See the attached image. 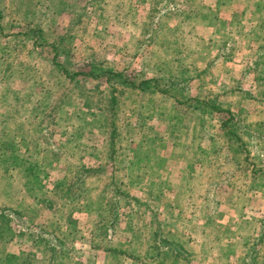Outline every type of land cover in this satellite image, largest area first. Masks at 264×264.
<instances>
[{"label": "rangeland", "instance_id": "374dc122", "mask_svg": "<svg viewBox=\"0 0 264 264\" xmlns=\"http://www.w3.org/2000/svg\"><path fill=\"white\" fill-rule=\"evenodd\" d=\"M228 1L219 10L213 0H0V149L9 152L0 151V214L10 220L0 223V264H47L31 246L38 234L65 252L64 264H157L145 257L153 227L181 246L175 264H264V0ZM154 3L161 12L150 11ZM28 10L39 25L24 20ZM166 11L154 34L151 21ZM60 38L68 42L56 62L68 70L105 63L148 83L141 91L114 85V100L104 78L76 87L41 47ZM180 68L190 97L222 109L201 107L202 131L200 113L150 92L152 79L162 86ZM228 112L242 120L227 128L250 147L248 159L220 128ZM34 176L31 197L25 185ZM79 176L67 192L82 198L60 207L57 185ZM118 186L143 205L118 206L105 237L96 227L109 213L85 197L108 198ZM61 208H70L69 223Z\"/></svg>", "mask_w": 264, "mask_h": 264}, {"label": "trees", "instance_id": "16d2710c", "mask_svg": "<svg viewBox=\"0 0 264 264\" xmlns=\"http://www.w3.org/2000/svg\"><path fill=\"white\" fill-rule=\"evenodd\" d=\"M160 1H158L159 3ZM163 2H165V6L167 7L169 0H163ZM39 5V3H38ZM37 6V5H36ZM88 9L86 8V11ZM150 11L152 12H156L159 13L161 11H159V7L157 6L156 3H154V7L150 8ZM77 12V11H76ZM167 13V11L165 13H162L160 15H157L158 20L156 21V23H152L151 21V30H153L152 32L157 33L158 29H155V26L161 28L162 25L160 23L161 19L165 16V14ZM155 14V15H156ZM24 20L27 22L32 21L33 19H36V23L37 25L40 24V20L37 18L36 14L34 12L31 11H27L24 13ZM43 16V15H41ZM156 17V16H155ZM3 18V12L0 11V19ZM1 25H0V30H1ZM154 28V29H153ZM3 30V29H2ZM1 34V31H0ZM31 34L32 36H37V32L35 31V29H31ZM25 36H28V33L25 34ZM68 42V39L65 38ZM64 38H60L58 40L53 41L50 44H42L41 47H49V49L51 50L52 53V66L54 67V69L58 72L61 73L65 79H67L68 81L74 83V85L76 87H80L79 83L83 80V79H91L92 80H99V79H106V82L108 83V85H110L111 87V93H112V100H114L113 94L115 93V88L114 85H120L122 88L124 89H131V90H140L144 88V85H146L148 82L143 81L141 83H138L137 85H135V83H132L131 80H128L127 78L124 77V75L122 73H117L112 71V69L109 68H105L103 67V64L105 63H101V64H97L95 65V67L93 65H90V70L89 71H75L72 72L71 70H68L65 67V64H60L58 62H56V59L58 58V55L61 54V52L65 53V40ZM33 44H35L33 42ZM69 44V43H68ZM66 58L68 57L67 55L65 56ZM66 62V61H65ZM175 62H177V59H173V61L171 62L172 64H175ZM182 69L181 71H179L180 76L178 77H173V75L171 74L168 79L166 80L165 84L160 86L159 83L157 82V80L152 79L151 81L153 82V88L150 92H152V94H158V95H162V96H166L171 98V100H175L177 105H182V106H186L189 110L193 111V112H198L199 114V126H200V131H202V129L204 128L203 126L205 125V116L202 113V109L201 107L203 106H207L209 107L213 112L215 113H221L222 109L219 108V105H217L215 107L214 102L212 101L211 103H206L205 101H202L201 99L198 98H193L190 97L187 93V83L189 82L187 79L183 78L184 73L186 72V69L180 68ZM176 70V69H175ZM177 71V70H176ZM187 80V81H186ZM150 81V80H149ZM2 82L0 81V86H1ZM170 90L174 91L177 93L176 94H170ZM226 117L224 121H222L220 128L222 131H224L226 133V136H229L230 138H232L230 140V142L228 143L229 148H233L234 152L237 153H245L247 154V159L248 156L250 154V147L242 142L240 140V138L236 135L231 134L232 132L228 130L227 128V124L229 123H236V119L238 122H240L241 124V119L238 118L237 114L234 115L232 112H228L226 113ZM236 118V119H235ZM117 131V129H114L112 133H115ZM114 137V136H113ZM113 137H110V141H109V146L112 150V152L108 155L109 159L113 160V157L115 156V150H114V143H113ZM200 138V137H199ZM1 151V155L2 157L6 156L7 153H9L7 150H2ZM246 159V161H247ZM18 160V158L16 156L10 155V157L8 158V162L14 167L16 161ZM251 165V164H250ZM252 166V165H251ZM30 168H35V165H31ZM247 168L249 169V166H246L245 163V170H247ZM255 170V169H254ZM252 173V171H251ZM254 174H257V171H253ZM83 175H86V171H84L82 173ZM87 176V175H86ZM87 178V177H86ZM85 178V180H86ZM36 177L34 176V180L33 181H29L26 185L25 188L27 190V192L30 193L31 197H33L34 195L31 194L32 192V187L31 185L34 183H36L37 181H35ZM81 180V177H77V179L74 181H72L71 183L69 182H62L57 185V187L60 186H64V190L62 191L61 196L62 197H58V202L61 203L60 207H70V205H74V203H78L80 197L82 198V196L78 195V196H73L71 195V193L73 191H71L70 193L67 192V190L72 188L73 184H77V182ZM39 182V181H38ZM71 184V185H70ZM84 185V184H83ZM119 186H121L119 184ZM115 188L114 190L110 191L112 193L111 197L106 198L104 196V192L105 191H100L97 194L90 196V198L85 197V201L88 202L91 200L93 204H103V209L106 208L107 213H109V220L108 222L103 225L102 223H98V226L96 227L98 230L102 231V234L106 237L109 236L110 233H112V229H113V224L115 223H119V218L120 215L117 213V208L118 206H123V209L125 207H128L130 202L134 201L136 203V205H143L141 203V201L139 199L130 197L124 190L120 189V187ZM66 187H68L66 189ZM86 187V186H85ZM79 189H81V187H79ZM88 192L89 190L86 189ZM96 190V189H95ZM83 191V189H82ZM106 194V192H105ZM122 195V197L120 196ZM35 197V196H34ZM79 198V199H77ZM70 208L68 209H64L61 208V214L63 215L62 218L64 220V222H68L71 219V213H70ZM127 222H128V226H127V230L133 232L135 230V234L138 232V230L140 229L137 224H136V220L133 219L134 217L131 214H127ZM132 220H135V222H133ZM10 220L8 219V217H6L4 215V212L2 214H0V223L2 224H7L9 223ZM53 222V221H52ZM50 222V224L52 225L53 223ZM72 222V221H71ZM136 224V225H133ZM133 228V229H132ZM149 235H151V237L149 238V240H153V246L149 247L148 250L145 251V257L149 260H153L156 261L157 264H166L167 261H172V264H175V262L173 261L176 260L177 258H179L178 256H180V248L181 246L179 244H177V242L173 241V240H167V239H163L162 234L160 232V229L158 227H153L149 229ZM32 243L31 246H34L36 250H39L40 252H45L46 253V259H47V264H50L51 261H53V258H58L56 260L55 264H64L63 261V255L65 254L64 251H56V247H54L55 245H51V239L43 236V235H32ZM137 237V236H134ZM148 240V239H147ZM58 246H60L61 248H63V245L58 241L57 243ZM121 246V245H120ZM120 254L121 253H126V251L122 250L120 247L118 249V251ZM133 253V250H132ZM145 259V258H144ZM136 260V259H134ZM22 264H34V262L32 261H28V262H24Z\"/></svg>", "mask_w": 264, "mask_h": 264}, {"label": "crops", "instance_id": "0c3cea01", "mask_svg": "<svg viewBox=\"0 0 264 264\" xmlns=\"http://www.w3.org/2000/svg\"><path fill=\"white\" fill-rule=\"evenodd\" d=\"M228 2H229V3H225V2H223V0H221V1L213 0V3L211 4V8H213L212 5L215 3V7H216L217 9L220 10L223 6H230V1H228ZM159 3L161 4L162 2L160 1ZM178 3H179V2H178ZM178 3H176V6H178V5H177ZM195 5H199V7L202 8V4L200 5V3H199L198 1L195 2ZM209 6H210V5H207V7H205V8L208 9V10L211 9ZM181 7H184V3H183V2H182ZM189 11H190V13H191V14H190L191 16H193V17H194V16H198V13H192V12H191V5L188 6V12H189ZM217 55H218V54H217ZM217 55H216V56H217Z\"/></svg>", "mask_w": 264, "mask_h": 264}]
</instances>
